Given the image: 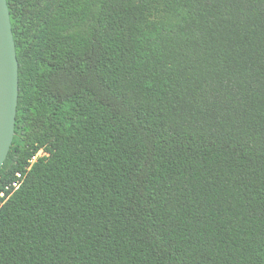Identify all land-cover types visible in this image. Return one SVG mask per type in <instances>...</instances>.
<instances>
[{"label": "trees", "instance_id": "1", "mask_svg": "<svg viewBox=\"0 0 264 264\" xmlns=\"http://www.w3.org/2000/svg\"><path fill=\"white\" fill-rule=\"evenodd\" d=\"M6 3L0 264H264V0Z\"/></svg>", "mask_w": 264, "mask_h": 264}, {"label": "water", "instance_id": "2", "mask_svg": "<svg viewBox=\"0 0 264 264\" xmlns=\"http://www.w3.org/2000/svg\"><path fill=\"white\" fill-rule=\"evenodd\" d=\"M18 62L6 0H0V169L12 146L18 103Z\"/></svg>", "mask_w": 264, "mask_h": 264}, {"label": "built area", "instance_id": "3", "mask_svg": "<svg viewBox=\"0 0 264 264\" xmlns=\"http://www.w3.org/2000/svg\"><path fill=\"white\" fill-rule=\"evenodd\" d=\"M45 154L43 151H39L34 156L30 158L28 161L27 167L24 169L23 172H18L14 175L13 181L7 185L1 192H0V207L7 201L9 198L22 186L28 171L30 170L31 166L34 162L38 159L43 157Z\"/></svg>", "mask_w": 264, "mask_h": 264}, {"label": "rangeland", "instance_id": "4", "mask_svg": "<svg viewBox=\"0 0 264 264\" xmlns=\"http://www.w3.org/2000/svg\"><path fill=\"white\" fill-rule=\"evenodd\" d=\"M182 164H184L182 161H181ZM174 206V203H172L171 207H168V209H174V210H177V208L173 207Z\"/></svg>", "mask_w": 264, "mask_h": 264}]
</instances>
